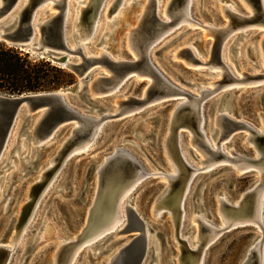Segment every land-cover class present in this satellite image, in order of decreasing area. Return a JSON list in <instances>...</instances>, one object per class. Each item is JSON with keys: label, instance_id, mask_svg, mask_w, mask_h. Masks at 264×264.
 I'll return each mask as SVG.
<instances>
[{"label": "rangeland", "instance_id": "1", "mask_svg": "<svg viewBox=\"0 0 264 264\" xmlns=\"http://www.w3.org/2000/svg\"><path fill=\"white\" fill-rule=\"evenodd\" d=\"M78 1L80 0H69L70 20L66 37L67 45L71 48L75 45L71 37V22L77 16ZM135 1L121 2L119 10L123 8L124 11L118 15L113 25L111 21L114 14L108 18L106 11L115 0H108L104 4L93 39L90 42H79L83 44L86 55H97L100 51H104L114 59L137 60L129 46L128 30L136 29L137 24H142L144 18L139 22V16L143 11L142 5H147V0H137L139 2L137 4ZM169 1L158 0L160 6L158 10L165 21H169L165 14ZM228 3H232L231 10L236 8L243 12L246 9L248 14L250 12L247 5L240 0H192L189 6V21L176 24L149 51L151 61L159 73L177 88L199 96L197 88L212 89L211 82L223 80L221 66L210 70L211 49L215 39L208 34L206 27L220 28L228 24V18L224 15L222 8L223 4ZM51 5L52 3L48 2L42 7L37 13V18L41 17L43 21L57 12L56 9H52L43 14V11ZM119 10L115 15L119 14ZM241 31L245 35L238 36ZM263 35L264 27L254 24L230 34L223 48L222 59L235 77H241L240 72L264 74V56L260 42ZM35 40L38 41L39 37L37 36ZM14 47L29 53L31 60L48 61L65 73L61 75L51 70L50 77L53 80H60L61 84L56 89L40 92L69 88L79 81L75 73L61 65L42 58L39 54L28 52L26 49ZM186 47L192 50L198 62H193L181 55ZM70 57L72 60L79 59V56L74 54ZM99 74L108 73L104 66L95 64L93 72L80 82L81 86L87 88ZM150 82V77L134 70L127 76L118 91L96 94L93 97L96 103H92L91 98L82 99L75 94H70V100L74 107L85 115H92L95 118L101 115H114L118 111L116 101H125L128 97L143 98ZM233 85L222 87L210 96L204 105L207 120L205 130L213 142L219 134L216 124L212 121L213 114L223 108L222 101L228 96L227 100L233 109L231 116L235 120H240L256 130L264 125V79ZM232 88H234L232 95H228V90ZM0 94L6 93L0 92ZM184 99L185 96L182 95L166 96L105 120L106 123L104 122L100 133L87 149L69 154L66 160L57 166L60 171L57 169L56 178L54 177L51 185L47 186L49 189L40 193L41 196L39 195L36 201L30 197L31 187L42 180L43 171L54 165L53 157L60 150L64 140L66 142L71 136L76 123L68 122L61 125L46 140L47 143L43 144L44 148L37 151L36 144L24 140L25 135L22 133L25 126L22 125L23 120H20V126L15 127L4 156L0 159V248L9 251L5 264H53L59 248L82 234L88 223L89 209L98 187L97 170L116 148L129 152L149 173L142 178L139 175L126 199L145 224L148 235L149 251L142 264H179L177 256L180 254V242L176 240L171 214L164 209L159 217L154 216L153 209L166 194L168 186L167 180L163 179L159 173L173 172L174 169L165 152L164 140L169 130L174 107L178 101ZM30 124L31 121L26 127ZM186 130L185 128L180 130L183 151L192 165L201 167L200 161L204 157L195 147L193 148L190 143L191 134ZM213 134H215L214 138ZM248 134L249 132L244 129L232 132L227 140L229 144L224 146L226 151L233 150L243 157L255 158V155H258L255 152L256 148L245 141ZM19 152L21 156L17 158ZM218 165L212 171L202 170L196 174L186 197V218L180 236L182 239L187 238L193 247L197 241L198 228L197 223L192 221L193 216L203 217L217 226L223 225L218 199L223 197L227 203L237 202L244 193L250 191L259 182V173L255 168L240 172L229 163ZM29 203L37 207L34 214H31L33 216L29 215L30 220L27 218L23 224H20V219ZM17 225H19V232L22 228L25 227V229L20 241L13 246L12 241L16 236ZM109 233L112 235L107 236ZM115 235L114 231L107 232L98 240L86 244L79 250L74 264H107L111 256L133 238L132 234ZM261 238V230L253 224H239L223 230L206 248L202 264H243L246 255Z\"/></svg>", "mask_w": 264, "mask_h": 264}, {"label": "water", "instance_id": "2", "mask_svg": "<svg viewBox=\"0 0 264 264\" xmlns=\"http://www.w3.org/2000/svg\"><path fill=\"white\" fill-rule=\"evenodd\" d=\"M47 1H54L58 7V11L41 22L40 19L37 18V13L41 5ZM107 1L108 0H89L81 11V23H83L86 28L90 29L101 5L105 4ZM122 1L123 0H116L112 10L116 9ZM190 1L191 0H170L167 5V14L172 21L167 22L159 14L157 0H148L147 8H145L144 11L143 22L138 28V33L133 38L134 46L136 49L141 50L142 55L139 60L134 61L124 58L115 60L114 58H111L109 54L104 55L102 58L86 57L80 52L81 50H78V53L81 54V62L73 63L68 58L71 51L67 47L66 37L68 27L66 5L68 0H0V41L26 49L28 52L31 51V53L33 52L40 56L44 55L42 58H46L53 63L61 65L63 68L75 73L79 78V81L74 86L61 88L56 91L38 93L30 92L26 94H0V156L7 146V142L11 137V131L17 121L23 120L22 125L23 127L25 126L22 133L25 135L24 140H29L30 142H33V144H36V142H40L50 137L61 125L77 120L82 124L78 128L72 130V136H70V138L64 143L62 148L63 154L58 158V164L60 165L65 159V156L70 154L74 145H80L84 138L91 137L93 133L92 119L77 110L67 96L75 94L82 99H84V97L91 98V102L96 103L97 101L93 99L96 95L93 94L97 92L104 94L108 90L109 85L115 81L113 75L122 79L123 82L129 74L134 72V70H142L152 77L153 82L151 85H148L143 94V98L136 99L128 97L125 101H119L121 106L124 105L122 108L124 110L134 109L135 107L170 96V94L178 93V88L164 78L154 66V63L149 56L150 52L148 48L150 43L157 37L162 29L167 27V25L175 24L174 22H177L179 18L185 16ZM241 1L250 6L253 16L246 17L242 14L246 13L245 10L234 15L229 14V19L232 22L231 24L234 27L250 22H259L264 25V0ZM21 3L23 4L18 13H16L14 8H16L17 4ZM137 3L139 2L136 0L135 4ZM10 17H12V19H10ZM211 28L216 29L213 27ZM228 32V30L216 29L215 42H213L211 49V61L214 64L221 66L226 78L231 80L235 77L222 59L224 39L227 37ZM243 35H245L243 32L238 34V36ZM37 36L39 37V42L35 40ZM181 55L193 62H198V59L189 47L182 50ZM95 64L107 65L113 72V75L99 74L87 88H85V86H80V82H82L88 74L93 72V66H95ZM243 74L247 79L261 78L264 76L263 73L248 74L245 72ZM233 90L234 89L229 90L227 92L228 95H232L231 93ZM227 99L224 98L222 101V103H225L226 105L225 112H222L219 116V122L222 126L224 137L232 134V131L235 128L246 127L244 122L235 120L231 116L233 109ZM176 115L177 116L174 120L177 121V123L179 122L180 126L184 122L191 124L197 134L196 142L204 152L209 153L214 157L216 156L217 158L223 156L222 152L213 151L209 147L198 128L200 117H196L191 113V107L189 105L185 104L181 106L176 111ZM102 117H110V115H103ZM114 117L117 116H111V118ZM29 121L34 122L32 129L26 127ZM173 125V130L169 137V140H171L170 150L176 158L179 167L183 170L181 171L182 175H184L172 179L171 186L175 189L180 184H183L186 172L188 174L190 167L186 164L180 154L177 141L179 125ZM212 137L214 138L215 134H213ZM257 143L259 147L264 150V135L257 137ZM43 148L44 145L36 147L37 151ZM20 156L21 153L19 152V157ZM117 157L116 160H109L108 164L103 168L102 172L104 175L107 173H114L113 171L115 169H120L125 177L135 170L140 172L142 177L149 174L144 170L143 166L137 161V159L134 156L129 155L127 151H119ZM214 168L209 171H212ZM45 174L46 172H43L44 176H46ZM159 175H162V172L159 173ZM45 184L46 179L36 182V184L30 189V197H33L36 201L40 195L39 193L45 189ZM218 200L224 208L228 207L224 202L223 197H220ZM33 205V203L27 204L23 212V217L20 219V224H23V222L27 220L32 212ZM128 222L124 234H132L133 238H131L130 241L114 256L111 264H142L149 251L148 235L145 224L132 209L128 210ZM19 225H17L16 228H18ZM203 229L207 230L206 226H203ZM176 231L177 229L175 228V232ZM182 244L183 246L181 247V250L183 253L187 252L188 255L186 256L188 257L185 256L186 258H190V252L185 242ZM7 252V250L0 248V255L7 254ZM246 264H261V259L256 249L251 250Z\"/></svg>", "mask_w": 264, "mask_h": 264}, {"label": "bare ground", "instance_id": "3", "mask_svg": "<svg viewBox=\"0 0 264 264\" xmlns=\"http://www.w3.org/2000/svg\"><path fill=\"white\" fill-rule=\"evenodd\" d=\"M48 2H51L52 5L49 8H47L46 10H44L43 14L49 12L52 9H56L58 11V7L56 6L54 1L45 2L44 4L41 5L40 9L42 7H44ZM88 2H89V0L78 1L77 16H75L71 22L72 23L71 37L73 38L75 45L73 48H71L69 45H67V47L71 51L68 58L73 63H80L81 62V54L78 53V50H81L80 52L86 57L102 58L104 55L107 54L104 51H100V53L97 55H86L83 51V44L79 43L80 41L90 42L93 39V37L97 31V26L99 24V20L101 18V12H102V9L104 6V4L101 5V8L99 9L97 16L95 17V20H94L92 26L90 27V29H88V28H86V26L83 23H81V14H82L81 11L83 10V8L86 6V4ZM115 2H116V0H115ZM115 2H113L111 5H109V8L106 11V16L108 18H111V16L114 14L113 19L111 21V25H113L115 23V21H116L115 19L118 17V15H120L124 11L123 8H121L119 10L121 4L116 9L112 10ZM169 2H168V4H169ZM240 2L246 4L245 2H243L241 0H240ZM157 3H158V0H157ZM191 3H192V0L190 1L189 6L191 5ZM22 4L23 3L17 4L16 8H14V11H16V13H18ZM147 5H148V0H147ZM147 5H142L143 11H142V14L140 13L139 22L142 21V18H144V11H145V8H147ZM158 5H159V3H158ZM167 5L165 8V14L169 18V21H167V22H170L172 20H170V16L167 14ZM223 5L224 6H222V8H223L224 15L227 16L226 18H228L229 22L226 26H223L220 28L215 27L216 29L229 31L227 37L224 39L223 47L225 45L226 40L230 36V34L235 30H242V29L246 28L247 26H251L253 24L255 26H263L264 27V25L259 23V22L244 23V24H240V25H237L234 27L231 24L232 22L229 19V14L234 15L236 13H240V11L236 8H234V10H231L232 3L223 4ZM69 7H70V5H69V0H68L67 5H66L67 24L70 20ZM247 7L250 10L249 14L247 13L245 8L244 9H245L246 13H242V14H244L246 17L253 16L252 15L253 14L252 9L248 5H247ZM158 9H160V6ZM118 10H119V14L115 15V13ZM189 11L190 10L188 7V10H187L185 16H183L182 18H179L177 20V22H174L175 24L167 25V27L162 29L160 31V33L157 35V37L150 43L148 50L150 51L151 48L154 46V44H156L165 34H167V32L172 30L171 28H173L176 24H179V23L183 24V22L189 21V16H190ZM55 13H57V12H55ZM55 13L51 14L50 16L54 15ZM47 18H45V19H47ZM10 19H12V17H10ZM39 19L41 21V17H39ZM43 21H41V22H43ZM140 26L141 25L137 24L136 29H129L128 30L129 46H130L131 50L134 52L137 60L140 59V56L142 54H141V50L136 49V47L134 46L133 38L138 33L137 31H138V28ZM206 28H207L208 34H211L215 39L216 29H212L209 26H207ZM241 32H243V31H241ZM263 40H264V35L260 41L262 44V48H263ZM37 42H39V40ZM73 54L79 56V59L78 60H72V58L70 56ZM41 56L44 57V55H41ZM263 56H264V52H263ZM115 60H120V58L115 59ZM137 60H134V61H137ZM205 64H207L206 61H205ZM100 65L104 66L106 68L107 73L109 75H113V72L109 69V67L107 65H104V64H100ZM216 67L218 68L220 66L218 64H214L212 62V67L210 68V70H215ZM220 68L222 69V67H220ZM135 71L141 72L143 75L150 77V75L148 73H146L142 70H135ZM222 71H223V69H222ZM240 74H241V77H235L234 76L235 77L234 79L228 80V78H226V76L224 75V71H223L222 72L223 80L213 81L210 83L211 85H213L212 89H210V88H201V89L197 88V92H198L199 96L189 94V93H187V92H185L179 88H178V93L170 94V96L182 95V96H185V99L178 101V103L174 107L173 116L171 115L169 130H168V133H167L165 140H164V147H165V152H166L170 162L174 166V169H173V172H163L162 175H160L163 179L167 180L168 186H167L166 194L162 197L161 201L159 200L160 201L159 202L157 200L158 201V202L156 201L157 204L156 205L154 204L155 207L153 209V213L155 214L154 216L159 217L162 214L161 212L164 209H166V211H168L171 214V219L173 220L174 228L177 229V231L175 232L176 238H177L176 240H178L180 242V246H179L180 254H179V256H177L179 264H202L203 259H204L205 250L209 246V244L223 230H226V229L231 228L233 226H237L239 224L240 225H242V224H253L261 230L262 238L256 244H254V246L251 250L256 249L258 251V254H259L260 259H261V264H264V259H263L264 258V150L261 147H259V145L257 143V137L264 135V125L260 129L256 130L255 128L253 129L252 127H250L246 124V127L235 128L232 131V132H234L235 130H238V129H244V130L249 132V134L245 138L246 139L245 141L248 142L250 145L254 146V148H256L255 150H257V151H255V152L258 153V155H255V158L254 157H252V158L243 157V156L237 154L236 152H234L233 150L226 151L224 146L229 144V142H227V140L231 134L224 137L223 136V129H222V126L219 122L220 114L222 112H225V108H226L225 103H223V108L221 110H217L216 113L213 114V118H212L213 123L216 124V127L218 128V131H219L217 139H215L213 142L209 138V136L207 135L206 130H205V124H207V120H206L205 113H204V105L206 103V100L209 99L210 96L215 94L218 90H220L224 86H231V84L236 85V84L247 83V82L250 83V82H255V81L264 79V76L261 78L247 79V77L243 74V72H240ZM113 76H114L113 78L115 81L109 85V88L105 93L118 91L121 87V84L123 83L122 79H119L115 75H113ZM150 78H151V82L148 85H151L153 82L152 77H150ZM80 86H81V83H80ZM232 89H234V88H232ZM232 89H229V90H232ZM96 94H101V93L97 92V93H94L93 95H96ZM224 94H226V93H224ZM70 96L71 95H68L67 98H70ZM116 102L118 104V109H117L118 111L116 112V114L110 115V117L104 118V117H102L103 115H101L99 118H95V117H92V115H85L88 118L92 119L93 133H92L91 137L84 138V140L81 142L80 145H74L70 151V154H73L74 152H76L78 150L87 149L89 147V145L91 144V142L92 141L94 142L96 136L100 133V131L104 125L105 120L111 118V116H115V115L120 116L124 112L135 110V109L143 106V105H141V106L135 107L134 109L124 110V109H122L124 107V105L121 106L119 104V101H116ZM185 104H187L191 107V113L192 114H194L196 117H200V122H199L198 128H199V131L201 132L203 138L208 143L209 147L213 151L222 152V154H223L222 157L217 158L215 156L216 157L215 158L214 156L210 155L209 153H206L203 151V149L196 142L197 134H196L195 130L193 129V127L191 126L190 123L184 122L180 126L179 122L177 123V121L174 120L175 117L177 116L176 111L181 106H183ZM19 122L20 121H17V123L13 127V129L11 131V137L13 135L15 127L17 125L20 126ZM73 122H75L76 125L73 127L72 130L78 128L82 124L81 122H79L77 120H73ZM173 124L179 125V131H178L179 133H177L178 134V137H177L178 140L177 141H178V145H179V149H180V154H181V157L185 160L186 164L190 167L188 174L186 172V176H185V180H184L183 184H180L175 189H173L171 186L172 179L176 178V177H182L184 175H182L181 171H183V170H181V168L179 167V164L177 163L176 158L174 157V155L172 154V152L170 150V143H171L170 141L171 140H169V137L171 136V132L173 130V126H174ZM33 126H34V122L32 121L28 128L32 129ZM182 128H185V130L187 129L189 131V133L191 134V141H190V143H192L191 145H193V148L195 147V149H197L202 154V156L204 157V159L200 161V163L202 164L201 167H195L194 165H192L190 163V161L187 159V157L183 151V148L181 145V137H180V134H181L180 130H182ZM71 136H72V134H71ZM11 137H10V139H11ZM49 138L50 137H48L45 140H42L40 142H36V146H41L43 144H46L47 143L46 140H48ZM10 139H9V141H10ZM9 141L7 142V146H8ZM224 141H226L227 143L224 144L223 143ZM64 143H65V140H64L60 150L58 151V153L52 159L54 161V165H52V167H48L45 171H43V172H46V174H45L46 176L43 175V178H42V180L46 179V184H45L46 187L44 190H46L51 185V183L55 177V174H58L57 173V169H58L57 166L59 165L58 164V161H59L58 158L60 156H62V154H63L62 148L64 146ZM7 146H6V148H7ZM6 148H5L4 152L2 153V155L0 156V159L3 158L4 153L6 151ZM121 150H125V149L116 148L110 154V156L105 158L106 159L105 163L99 169H98V167L95 168V173H96V170L98 169L97 170L98 187L96 190L95 199L93 201L92 206L90 204L91 208L89 209L88 223L86 224V227L82 231L81 235L76 236L75 239L68 241L67 243H65L64 245H62L59 248L53 264H74V262L76 261L79 250L81 248H83L86 244H90V243L98 240L103 235H105V233H107V232H113L114 231V232H116L115 236H118L119 234L124 233V230L128 225L127 223H129L128 222V210L129 209L133 210V208L131 206H129V201L126 199H128L129 193L133 190V188L135 186L134 182L139 177L140 172L135 170L132 173L128 174L127 177H125L123 175V173L120 171V169H115L113 171L114 173H107L105 175L102 172L103 168L108 164L109 160H111V159L116 160L118 158L117 157L118 152ZM128 154L131 155L129 152H128ZM17 158H19V153L17 155ZM66 158H67V155L65 156L64 160H66ZM220 163H229V164H231V167H233L235 170L240 171V172L245 170V169L248 170V168H250V169L255 168L256 170H258L257 172L259 173V177H258L259 182H257L256 186L254 185L255 187L253 186L254 188H252L251 190L249 189L250 191L244 193V195L241 196L239 200L237 199L238 200L237 202H234V203L228 202L227 203L226 202L227 200H224V202L228 205L227 208H224L223 205L219 202V213H220L223 225L217 226L211 222H208L203 217L193 216L192 221L197 223V225H198V228L196 230L197 231L196 232L197 241L195 242L196 244L194 243L195 246L193 247V246H191V243L187 238L182 239L180 236L182 226H183V224L185 222V218H186V210H185L186 197H187L191 182L193 181V178L196 176V174H198L202 170H211L212 168H214L215 166H217ZM50 166H51V164H50ZM141 177H142V175H141ZM33 200H34V198H33ZM36 207H37V205H34L33 212L31 214H34ZM180 211H181V213H180ZM169 213H167V214H169ZM31 214H30V216L32 217L33 215H31ZM26 223H27V221H26ZM203 226H206L207 230H204ZM24 229H25V227L22 228L19 232L18 228H16V236L12 241L13 246H15L20 241V239L22 237V232L24 231ZM108 235H112V234L109 233V234H107V236ZM129 241H127L125 244H123V246L126 245ZM183 242H185V244H186V246L190 252V254H189L190 258H186V257H188V256H186V255H188L187 252L183 253V251L181 250V247L183 246V244H182ZM148 243H149V240H148ZM122 247L119 248L117 250V252H115L111 256V258L107 264L112 263L114 256L122 249ZM251 250H250V252H251ZM250 252L246 255L245 262L243 264L247 263ZM8 254H9V251L7 252V254L0 255V264L6 263ZM2 259H4V260L1 261Z\"/></svg>", "mask_w": 264, "mask_h": 264}, {"label": "trees", "instance_id": "4", "mask_svg": "<svg viewBox=\"0 0 264 264\" xmlns=\"http://www.w3.org/2000/svg\"><path fill=\"white\" fill-rule=\"evenodd\" d=\"M65 75L62 69L48 61H33L29 53L0 41V92L26 94L47 91L60 86V80H53L50 71Z\"/></svg>", "mask_w": 264, "mask_h": 264}]
</instances>
